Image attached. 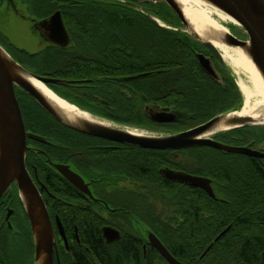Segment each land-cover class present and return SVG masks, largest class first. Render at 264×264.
I'll return each mask as SVG.
<instances>
[{"label": "trees", "instance_id": "1", "mask_svg": "<svg viewBox=\"0 0 264 264\" xmlns=\"http://www.w3.org/2000/svg\"><path fill=\"white\" fill-rule=\"evenodd\" d=\"M49 1L57 6V1ZM62 1L64 5L58 7L64 11V19L71 34L73 43L70 48L45 49L36 55L23 50L19 59L40 75L52 72V76L56 77H102L100 87L72 90L80 95L82 107L118 123L154 127L157 125L143 115L140 107L145 101L160 104L177 109L182 114L184 120L173 125L176 130L239 109L243 105V95L228 67L224 65L219 68L226 77L222 83L207 75L196 56L197 52L203 51V45L187 32L174 29L181 23L162 0ZM153 17L173 28L160 25ZM98 57L100 61L96 60ZM33 59L38 63H34ZM146 72L150 74L132 84L137 91H132L131 97L122 94L117 83L116 112L109 108V104L100 102L94 96H105L109 100L106 96L112 88L109 81L111 77ZM60 87L64 88L62 84ZM22 93L25 96L20 97V105L27 129L59 143L46 147L48 154L53 159L61 160L67 142L73 151L79 150L77 143L82 142L84 135L63 126L33 97ZM61 94L73 100L65 92ZM261 137H264V131ZM31 154L32 151L29 152V159ZM85 154L89 156V152L85 151ZM170 161L165 153L150 150L135 149L130 155L125 151L123 154L117 153V175L125 176L130 162L132 172L128 176L132 177L134 187L150 186L146 201L140 199V205L134 203L133 214L147 217L166 244L175 241L189 249L187 252L195 249L198 264H264V173L261 172L258 177L254 172L255 166L246 167L245 181L252 187H214L216 195L226 201L224 203L196 189L197 199L201 202V207L197 209L198 218L212 222L210 231L216 234L230 225V229L220 239L176 237L169 234L192 231L188 223L173 221L174 218L192 215L191 188L170 187L171 184L159 174V168L170 164ZM90 169H94L93 166ZM38 171L42 177L47 174L43 166H38ZM256 178L260 181L258 186L254 181ZM58 180L56 183L61 186L62 180ZM117 183L120 186V180ZM134 191L135 195L147 193L142 188H135ZM172 221L179 226L172 224ZM212 242L206 255L198 259ZM116 252L112 259L110 251L102 252L103 262L134 263L123 246L118 245Z\"/></svg>", "mask_w": 264, "mask_h": 264}, {"label": "flooded vegetation", "instance_id": "2", "mask_svg": "<svg viewBox=\"0 0 264 264\" xmlns=\"http://www.w3.org/2000/svg\"><path fill=\"white\" fill-rule=\"evenodd\" d=\"M55 1H57L56 7L55 4H51V1L49 0H0V44L18 63L31 72L33 71L19 59V57H22L21 51L24 50L29 54L36 55L45 49L48 50L50 48L66 50L70 48L73 43L71 34L64 19V11L61 7H58L64 5V2L62 0ZM38 2L41 4H38ZM57 11H60L62 20L70 37L67 45H59L51 40L49 24L43 25L41 23ZM142 11L145 13L143 9ZM13 18H17V20H20L29 26L30 31H32V33L36 36L38 50L30 52L26 49L18 47L12 40L7 33L6 25L7 22ZM153 18L158 21L160 25L173 28L161 22L156 17ZM174 29L183 30V26L181 24L179 27ZM202 53L211 58L214 66L219 72L220 77L217 80L213 79L208 74L207 75L211 79L216 80L218 83H222L226 77L219 68L223 67L225 63H220L218 59L205 47L203 48ZM33 60L34 63H38L36 59ZM96 60L100 61L99 57L96 58ZM52 74V72H48V75H37L65 80L63 83L49 82L46 83V86L69 103L91 114L104 123L117 124L127 129L136 128L140 132L149 134H154L153 130H161L162 133L166 135L191 129L207 121L192 125L188 128L175 130L173 125L184 120L182 118V114H179L177 109L160 104H150L145 101L140 107L142 113L149 119V121L153 122L157 126L145 127L118 123L112 120V118L102 116L93 112L91 109L82 107L80 105L82 101L80 95L72 91L73 89L93 90L96 86L100 87V80L102 77L69 78L56 77L52 76ZM142 74L145 73L111 77L109 81L112 83V88L110 90V94L106 96L109 100L106 99L105 96L104 98L97 94L94 96L100 102L109 104V108L116 112L117 83L120 85L122 94H126V96L131 97L132 91H137L134 90L132 84L140 78L148 76L150 73L146 76L134 78L135 76ZM118 80H121L119 81L120 83L117 82ZM234 81L238 87H240L235 78ZM93 82H95V84H92ZM61 84L64 88L60 87ZM22 92L25 91L16 87V96L19 104H21L20 97L25 96ZM62 92L67 93V96L73 97V100L61 94ZM25 93L28 94L27 92ZM150 107L174 111L178 114L177 119L173 122L153 121L148 113ZM61 124L68 129L84 135L82 142L77 143L79 146V150L77 151H73L71 144L67 142V145L64 146L66 150L64 154H62L61 160L53 159L48 154L46 149V147L58 145L59 143H54L46 136L28 130L25 124L27 132L40 135L44 138V141H40L27 137L28 150L25 163L30 176L32 177L46 204L53 226L56 238L54 264H105L103 262L102 252L107 253L110 251L112 255L110 259H112L116 256V247L118 245L124 247L127 256H129L131 261L133 260V264H172L152 244L149 238V230L155 233V235L176 260L183 264H198L195 249H191L190 252H187L189 249H185L182 243L175 241H171L169 245L166 244L162 237L155 232L147 217L136 216L133 214L134 203L136 202V205H140V199L142 202L146 201L150 186L146 184L145 187H134L132 177L128 176V174H131L132 172L130 167V164L132 166V163L130 162L128 163L127 174L125 176H118L117 153L123 154L125 151L126 154L130 155L133 153V150L136 149L165 153L169 156L171 163L160 167L158 170L159 174L164 180L168 181V183L172 185H169L170 187L191 188L190 207L192 208V215L174 218L173 221L177 220L179 224L188 223L189 226L191 225L192 231L169 234L170 236L176 237L196 239L210 238L214 241L220 239L230 229V225L224 227L216 234L210 231V229H212V222L200 220L198 218L197 209L201 207V202L197 199L196 189L203 191L208 197L214 199L215 201L224 203L226 201L216 195L214 187H252L251 185H247L245 181L246 167L251 168L252 166H255L254 172L257 176L260 175L261 172L264 173V157H258L245 153L229 152L210 145H199L168 150L144 148L133 144L121 143L86 134L72 129L63 123ZM263 131L264 124H257L239 127L212 135L210 134L209 136L213 138V140L226 145L235 147L248 146L250 149L264 153V137H261ZM30 151H32L31 159L28 158ZM85 151L89 152V156H86ZM55 164L68 166L72 173L75 172L84 179L87 186H75L58 172ZM38 166L44 167L45 172L47 173L45 176L42 177V175H40ZM91 166H93L95 170H91ZM166 168L207 179L209 186L212 187L214 197H212L204 189L200 188V186L180 183L165 177L161 173V170ZM57 174L60 175V177ZM58 179L62 180L61 186L56 183V181H59ZM117 180H120V186H118ZM254 181L257 186L260 184V181H258L257 178ZM248 182L250 181L248 180ZM53 185L56 187H50ZM135 188H142L143 191L147 193H137V195H135ZM58 222L62 225L63 234L59 231ZM175 223L176 222H173L172 224ZM178 223H176L177 227L179 226ZM105 227H111L118 230L119 236L117 238L109 239L104 234ZM172 227L174 226L172 225ZM225 230L226 232L221 235V233ZM219 235L221 236L219 237ZM212 244L213 242L204 249L198 259L201 260L206 255ZM183 254H185V256H183ZM35 255L36 248L29 217L26 213L24 204L20 199L18 187H16V184L14 183L11 191H8L0 199V264H34ZM127 264L132 263L129 262Z\"/></svg>", "mask_w": 264, "mask_h": 264}, {"label": "water", "instance_id": "3", "mask_svg": "<svg viewBox=\"0 0 264 264\" xmlns=\"http://www.w3.org/2000/svg\"><path fill=\"white\" fill-rule=\"evenodd\" d=\"M219 8L231 15L244 29L247 38H239L230 31L217 36L224 44L231 47H238L248 52L257 67L264 76V0H211ZM178 17L184 27L183 30L199 41L207 48L220 63H225L223 55L217 49L211 39H204L198 33L189 28L188 21L174 0H164ZM43 25L49 24L51 40L59 45H67L70 37L60 11L41 22ZM200 67L213 79H219L220 75L214 66L211 58L202 52L196 53ZM26 73L31 77L46 83H63L65 80L38 76L18 63L0 44V199L8 191H11L15 183L18 193L24 204L29 217L32 234L35 242L36 255L34 264H54V251L56 238L53 226L49 217L46 204L37 189L32 177L26 168V154L28 150L27 137L44 141L40 135L27 132L21 107L16 96V87L31 95L45 110H47L56 120L77 131L102 137L108 140L121 143L133 144L139 147L159 150L188 148L199 145H210L229 152L251 154L264 157V153L246 147H235L213 140L209 135L245 127L249 125L264 124L261 121H252L250 117L233 115L239 109L229 110L207 120L206 122L191 129L173 134L155 135L143 133L135 128L127 129L117 124L104 123L91 114L93 121L78 117L68 119L59 113L43 95L26 79L19 74ZM148 73L135 76H146ZM79 109V108H78ZM149 116L156 122H173L178 114L167 109L149 108ZM224 122L227 129L217 130L216 126ZM58 172L77 187L87 186L84 179L77 173H72L68 166L55 164ZM161 173L174 181L189 185L200 186L212 197L214 193L209 182L205 178L192 176L185 172L162 169ZM58 228L63 234L62 225L58 222ZM223 231L221 233L224 234ZM149 238L152 244L172 263L183 264L176 260L155 233L149 230ZM104 234L109 239L117 238L119 231L105 227ZM219 235V237L221 236ZM218 238V237H217ZM57 252V250H56Z\"/></svg>", "mask_w": 264, "mask_h": 264}, {"label": "bare ground", "instance_id": "4", "mask_svg": "<svg viewBox=\"0 0 264 264\" xmlns=\"http://www.w3.org/2000/svg\"><path fill=\"white\" fill-rule=\"evenodd\" d=\"M174 1L185 15L189 28L202 38L211 39L223 55L224 60L238 76V84L246 98V102L244 107L233 115L250 117L252 121L264 122V76L248 52L238 47L228 46L217 39V36L229 31V29L215 19L214 16L229 24L230 27L237 26L239 23L211 0ZM240 73L246 74L244 75L245 79L241 77ZM19 76L29 81L59 113L65 115L68 119L78 117L93 121L90 115L57 95L41 81L26 73L19 74ZM216 129L222 130L227 129V127L224 122H220Z\"/></svg>", "mask_w": 264, "mask_h": 264}, {"label": "rangeland", "instance_id": "5", "mask_svg": "<svg viewBox=\"0 0 264 264\" xmlns=\"http://www.w3.org/2000/svg\"><path fill=\"white\" fill-rule=\"evenodd\" d=\"M151 1L160 2L161 0H151ZM162 1L164 2V0ZM214 18L217 19L224 26H226L230 32H232L239 38H243V39L247 38L246 33L241 26L237 25V26L230 27L229 24H227L226 22H222L221 20H219L217 16H214ZM6 26H7V33L9 34V36L12 38V40L16 43L18 47L26 49L30 52L32 51L34 52L38 50L37 48L38 42H37L36 36L32 33V31H30L29 26L26 23L20 20H17V18H13V19H10L9 22H7ZM225 66L228 67V69L231 71V74L234 76L235 80L238 83V76L236 75L234 69L226 61H225ZM240 75L243 79H245L244 75L246 74L243 75V73H240ZM239 89L243 95L242 104L244 106L246 102V98L244 97V94L240 87ZM153 131L155 135H165L164 133H162L161 130H153Z\"/></svg>", "mask_w": 264, "mask_h": 264}]
</instances>
